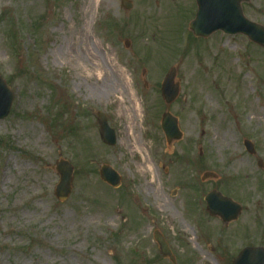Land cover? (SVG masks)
Listing matches in <instances>:
<instances>
[{
	"label": "rangeland",
	"instance_id": "rangeland-1",
	"mask_svg": "<svg viewBox=\"0 0 264 264\" xmlns=\"http://www.w3.org/2000/svg\"><path fill=\"white\" fill-rule=\"evenodd\" d=\"M129 1L131 11L122 0H0V76L15 93L0 121V264H173L156 231L175 264H233L264 235V49L243 35L194 37L195 0ZM242 8L264 26V0ZM173 67L180 93L168 110L183 137L169 147L161 84ZM97 112L116 146L103 143ZM61 160L74 167L65 202L54 195ZM103 165L119 188L101 180ZM212 190L241 205L238 222L210 217Z\"/></svg>",
	"mask_w": 264,
	"mask_h": 264
},
{
	"label": "water",
	"instance_id": "water-1",
	"mask_svg": "<svg viewBox=\"0 0 264 264\" xmlns=\"http://www.w3.org/2000/svg\"><path fill=\"white\" fill-rule=\"evenodd\" d=\"M249 0H196L198 12L196 19L191 23L190 29L196 37H209L217 31H222L228 35L243 34L250 41L264 48V27L248 20L244 14L241 4ZM122 6L127 10L133 8V3L127 0L122 1ZM131 42L125 41V47L130 48ZM146 71H143L145 76ZM177 74L176 68H172L162 85V96L169 106L179 95V87L175 85L174 80ZM147 86V84H146ZM14 101V93L8 87L5 80L0 76V121L8 117ZM98 122L101 128V137L104 143L114 146L117 142L115 130L109 126L107 116L104 113H97ZM162 129L165 133L167 142L179 141L182 133L179 129L178 120L170 113H165L162 118ZM247 150L254 154V146L249 141L245 142ZM60 174V182L56 187L55 196L60 201L69 198L72 192L73 166L67 161H60L56 167ZM102 179L110 185L117 187L120 185L121 178L111 167L104 165L101 168ZM216 178L215 174L206 173L203 180ZM206 201L208 211L213 216H221L225 221H231L237 218L241 211L236 203L223 197L217 192L210 193ZM155 239L159 243L162 254L173 260L168 244L163 236L155 234ZM234 264H264V249H245Z\"/></svg>",
	"mask_w": 264,
	"mask_h": 264
},
{
	"label": "bare ground",
	"instance_id": "bare-ground-1",
	"mask_svg": "<svg viewBox=\"0 0 264 264\" xmlns=\"http://www.w3.org/2000/svg\"><path fill=\"white\" fill-rule=\"evenodd\" d=\"M96 1L97 0H93V3H96ZM83 35H85V34H83ZM87 38V37H86ZM89 38V37H88ZM89 79L90 80H93V81H95V82H97V83H100L101 82V77H100V75H96L93 71H90L89 72ZM245 79H249V76H247ZM229 86H231V85H229ZM230 88V87H229ZM229 88H228V90H229ZM242 88H243V93L245 94V95H248L249 94V91H248V86L245 84V83H243V85H242ZM250 108H251V113L253 114V116L255 115V117H256V114H257V107L255 106V105H251L250 106ZM138 109V108H137ZM253 119H254V117H253ZM218 124H220L221 123V121H222V116H220L218 119ZM231 129H232V125L230 124L229 126H227L226 127V130H225V134L222 136V138H221V141L222 142H225V143H228V140H227V137L230 135V132H231ZM32 131H33V134H37L38 132H37V130L36 129H31ZM40 135L38 136V139L37 140H41V133H39ZM218 136V135H217ZM218 138H219V136H218ZM220 143H218L217 142V145H219ZM147 164V162L144 160V162H143V166H145ZM233 166L235 167H243L244 166V163H243V160L241 159V158H239L238 156H235V160H234V163H233ZM151 168L149 169V167H148V171L151 173ZM142 173H143V171H142ZM6 174L7 173H4V178L6 179ZM144 174V173H143ZM150 184V186H151V189L153 190L154 188H155V177H152V179L148 182V185Z\"/></svg>",
	"mask_w": 264,
	"mask_h": 264
},
{
	"label": "flooded vegetation",
	"instance_id": "flooded-vegetation-1",
	"mask_svg": "<svg viewBox=\"0 0 264 264\" xmlns=\"http://www.w3.org/2000/svg\"><path fill=\"white\" fill-rule=\"evenodd\" d=\"M260 227L259 229L261 228H264V221H260ZM225 225V224H224ZM259 233V237L256 238V240L254 242H251V246H258V247H263L264 248V235L261 234V232H258Z\"/></svg>",
	"mask_w": 264,
	"mask_h": 264
}]
</instances>
